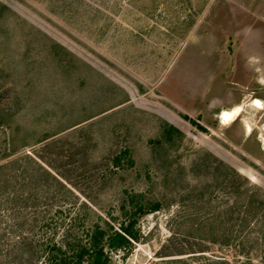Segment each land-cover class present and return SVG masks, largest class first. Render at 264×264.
I'll use <instances>...</instances> for the list:
<instances>
[{"label":"rangeland","instance_id":"1","mask_svg":"<svg viewBox=\"0 0 264 264\" xmlns=\"http://www.w3.org/2000/svg\"><path fill=\"white\" fill-rule=\"evenodd\" d=\"M253 97L264 0H0V186L27 200L16 226L0 214V264L24 234L63 244L157 201L110 264H264Z\"/></svg>","mask_w":264,"mask_h":264},{"label":"trees","instance_id":"2","mask_svg":"<svg viewBox=\"0 0 264 264\" xmlns=\"http://www.w3.org/2000/svg\"><path fill=\"white\" fill-rule=\"evenodd\" d=\"M191 121L198 125L194 120ZM199 127L204 129L202 126ZM123 158H127L131 166L134 164L129 149H125L115 158V165L120 166ZM18 185L19 179L15 177L14 180L7 179L0 186V214L6 212L8 214L6 217H11L10 224L15 222L14 226H16V220H26L23 217L22 210L25 209L24 206L26 205L24 204L27 200L23 201L24 197L20 193ZM251 201L253 200L251 199ZM262 203H264V200L261 201ZM132 204L130 209L124 210L120 218H114L116 223L107 222L106 227L94 224L92 228L85 231L84 236L67 240L63 244L51 239L49 236H39V239L35 240L24 234L22 244H25L28 241L27 239L30 243L26 244L21 251L23 264H110L111 253L118 251L130 253L134 248V244L142 239L140 219L162 208L161 203L158 201L146 205L134 202ZM262 215L264 216V212ZM253 219L252 207H248L244 215V221L247 225H250L253 223ZM47 224L48 221L43 220V230ZM44 233L47 232L44 231ZM223 263L230 264L228 260Z\"/></svg>","mask_w":264,"mask_h":264},{"label":"crops","instance_id":"3","mask_svg":"<svg viewBox=\"0 0 264 264\" xmlns=\"http://www.w3.org/2000/svg\"><path fill=\"white\" fill-rule=\"evenodd\" d=\"M251 105L253 106V107H255V109H257V110H262L263 108H264V102L260 99V98H257V97H253L252 98V103H251ZM238 106H241V108L243 109V111H244V108H243V106L241 105V104H238V105H235V106H233V107H231V108H229V109H222L221 110V112H220V119H221V122L223 123V124H225V125H229V124H231V123H233V122H235L241 115H242V113H243V111L238 115H236L235 116V118L232 120V121H230V122H228V123H224L223 122V120H222V118H221V115H222V113L224 112V111H229V110H234L236 107H238ZM247 125L249 126V129L247 130V132L249 133V134H251L252 132H253V129H252V126H251V124L248 122L247 124H246V128H247Z\"/></svg>","mask_w":264,"mask_h":264}]
</instances>
